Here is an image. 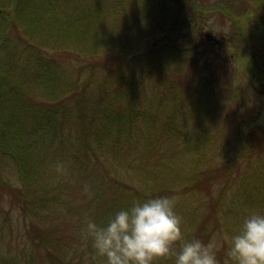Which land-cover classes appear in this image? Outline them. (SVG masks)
Returning <instances> with one entry per match:
<instances>
[{
    "label": "trees",
    "instance_id": "trees-1",
    "mask_svg": "<svg viewBox=\"0 0 264 264\" xmlns=\"http://www.w3.org/2000/svg\"><path fill=\"white\" fill-rule=\"evenodd\" d=\"M130 1L0 0V14L5 22L0 28V43L7 44L9 30L18 26L25 34L30 33V20L21 14L26 12L27 17L31 4L44 6L46 15L42 38L61 39L56 46L69 47L79 57V62L66 72L55 60L36 53L31 54L28 66L19 71L15 66L17 74L14 77L11 73L13 61L12 67L0 69V164L4 160L11 162L18 178L17 184H10L2 178L0 169V189L9 192L16 204L22 206V213L33 219H41L48 211L57 208H64V215L79 216L82 213L79 221L74 220L80 232L87 220L103 225L120 210L130 208L134 201L176 196L178 200L174 210L182 218L184 240L199 239L207 244L213 243L217 237V259L221 264L232 263L234 261L228 256L231 238L239 233L250 214L264 215V141L256 142L243 131V136L240 135L238 124L235 128L237 133L232 137L223 134L224 128L219 130L215 127L216 119L226 108L218 104L217 96L220 94L213 93L208 81V85L204 83L195 95L179 96L174 106L165 109L161 106L166 92L159 103L152 101L153 93L143 96L148 79H153L158 89L184 91L186 87L180 89L179 77L188 75L189 66H183L181 61L190 56L192 63L196 61V55L201 59L209 54L214 59L215 55L207 52L204 44L194 45L190 26L187 30L186 25L176 24L165 29L167 39L162 43L163 47L154 46L127 61L114 64L111 57L113 46H124L135 35L134 39L140 41L158 27H163L161 20L168 18L162 13L160 3L156 14L151 11L150 0H136L132 6H127ZM184 1L178 0L179 13L176 15L179 17H185V13L182 15ZM187 1L190 3L188 13L198 29V19L204 15L200 14L202 7L196 0ZM216 1V9L229 14L226 10L228 1ZM110 5L117 15L113 17L115 27H126L124 36L106 31L107 19L112 14ZM66 7L75 11V21L65 22L62 31H53V25L64 21L59 12L65 11ZM253 10L261 14L264 25V0H259ZM81 12L82 16L76 14ZM246 14L244 10L242 17L246 21L254 19ZM145 20L156 22L148 29V34L141 35L140 32L143 33L150 23H145ZM240 22L245 23L241 19ZM32 43L28 46L34 52L36 45ZM51 46L56 47L54 43ZM211 51L220 54L218 48L212 47ZM231 54L235 55L234 52ZM167 55H174L175 66L164 60ZM250 59L259 60L257 68L263 69L264 62L259 56L251 55ZM165 68L172 71L163 73ZM58 70L64 73L60 75ZM173 70H176L177 80H173ZM154 74L162 79L156 80L158 76ZM70 75L77 77L70 81ZM100 75L102 77L98 79ZM170 83L171 91L168 90ZM259 86V92L264 94V83ZM29 88L35 92L44 90L41 97L44 100L33 101ZM235 96L233 93L230 97ZM212 100L215 107H211ZM132 105H141L142 109L139 111ZM24 114L30 118L24 119ZM196 114H199V119L192 118ZM230 115L222 117L226 127L236 122ZM159 125L163 126L162 132ZM178 141L181 145L177 150L165 149L172 148ZM154 144L155 149L150 148ZM182 152L193 153L195 157L184 162L180 159ZM132 153L139 156L142 163L135 166L129 161L128 164L138 169L139 176H144L145 181L136 187L131 182L113 180L115 186L111 187V193L107 192L97 180L95 170L98 169L92 167L91 159L101 164L110 159L127 162L128 155ZM254 157L257 161L254 171L240 175L241 178L234 182L232 175L241 173L240 164L251 163ZM57 163H63L67 171L57 173ZM213 185L219 187L218 193L207 201L202 200L201 197L210 194ZM71 190L77 195L78 205L66 198V193ZM193 199H199V204L185 209L183 202ZM3 213L7 218L8 213ZM44 228L38 233L42 234L38 237L40 245L45 249L59 247L58 256L61 257L60 240L61 236L66 237L63 231L70 233L74 227L60 224ZM78 233L74 230L70 240L80 239ZM82 238L86 240L84 246L89 257V262H84L105 264L104 258L96 254L91 239L84 234ZM176 248L179 249V244ZM52 260L49 257V261ZM174 260L171 256L164 257L153 264H174ZM0 262L8 264L1 259ZM74 264L80 263L74 261Z\"/></svg>",
    "mask_w": 264,
    "mask_h": 264
},
{
    "label": "rangeland",
    "instance_id": "rangeland-1",
    "mask_svg": "<svg viewBox=\"0 0 264 264\" xmlns=\"http://www.w3.org/2000/svg\"><path fill=\"white\" fill-rule=\"evenodd\" d=\"M84 1V0H80ZM161 1V2H160ZM202 10L200 14H204L203 18H199L200 22L198 29L194 23V19L189 15L188 10L190 8L189 1H184L182 15L185 13V17L176 15L179 13V3L178 0H150L151 11H154L158 14V4L160 3L163 10L162 13L167 15V20H161L163 27H158L156 30L152 31L150 34L148 29L154 25L156 21L150 22L145 20V23H149L146 29L140 32L141 35L148 34L143 37L140 41H137L136 35L132 36V39H129V43H126L124 46H113L112 51V60L114 64L127 61L128 58H132L135 55L145 52L154 46L163 47L162 43L167 39L166 30L169 26H174L176 24L186 25L187 29L189 26L192 32V37L194 38L193 43L195 46L206 45V51L213 53L215 55L214 59L212 55H207L203 59L196 55L195 60L190 62V56L184 58L181 61L183 66H189V73L184 77H179L180 79V89L172 92H167L163 88H156V83L153 79H148L145 82V85L148 87L145 89L143 96L153 93L152 101L159 103V101L164 96L166 92L165 99L162 102V109L166 107H172L175 105L179 96L183 95H195L197 90L202 88L201 86L205 83L212 87V91L218 92L220 95L217 96L218 104L224 105L223 113L221 117L217 118L215 121V127L219 130L224 128L223 134L227 137H232L237 133L235 128L237 124L240 125L238 130L239 134L243 136V131L248 137L256 142L264 141V94L259 92L261 88L259 85L261 82L264 83V65L263 69H258L257 61L251 60V55H257L264 62V25L261 20V14L255 12L253 7L256 6V3L259 0H227L226 3L227 11L229 14H226L225 11L222 13L219 9H216V0H196ZM136 0H131L127 6H132ZM15 5V4H14ZM14 5L12 8L14 9ZM44 6L35 7L31 4L30 9L28 8V16L26 17V12L22 13L21 16L25 19L30 20L29 27L30 33L25 34L23 30L18 26L16 28L10 29L7 34V44L5 42L0 43V69L4 66L12 67V61L14 62V67L12 69V74H17L15 71H19L21 68L28 66L29 58L36 53L37 55H44L51 60H55L59 63L60 69L66 72L68 68L71 69L72 65L77 64L78 56L77 53L71 50L69 47L56 46L57 42H60L61 39L53 38L52 40L43 39V29L45 24V15L43 11ZM110 18L107 19V32H115L119 36H124V31L126 27L124 25L116 28L113 23V17L117 16L113 11L114 7L111 6ZM73 9L66 7L65 11L59 12V17L64 20L61 24L56 23L51 28L53 31L57 29L61 30L65 22L70 23L75 21L73 19ZM247 13L246 16H251L253 20H245L242 17V13ZM80 11V9H78ZM78 16H82L83 13H76ZM175 15V16H173ZM2 15L0 14V28L5 24L2 20ZM195 17V15H194ZM179 18V19H178ZM196 18V17H195ZM156 19V18H155ZM240 19L245 22L241 24ZM245 21H244V20ZM177 21L179 23H177ZM66 23V24H67ZM174 23V24H172ZM259 24V26H258ZM260 27V28H259ZM143 29V26H142ZM74 33L77 34L75 28L72 29ZM188 30V29H187ZM62 31V30H61ZM260 32V33H259ZM54 34L53 32H51ZM74 34V35H76ZM260 34V35H259ZM55 35V34H54ZM33 43L31 42V39ZM134 43L132 46L133 42ZM36 45V50L31 51L28 44ZM56 47H52L51 44ZM202 43V44H201ZM51 46V47H50ZM74 48V46H72ZM215 47L220 50V54L211 51V48ZM198 48V47H197ZM199 49V48H198ZM231 54V53H233ZM63 56V57H62ZM174 55H167L164 60L167 63H170L175 66V61L173 60ZM232 60H231V57ZM236 56V57H234ZM243 56V57H241ZM260 62V61H259ZM262 62V63H263ZM178 63V62H177ZM203 64V65H202ZM264 64V63H263ZM133 66V64H132ZM261 66V63H260ZM169 68V67H168ZM165 68L163 73H169L172 70ZM29 71L31 68L28 69ZM103 70V69H102ZM59 71V70H58ZM64 72L59 71L60 75ZM75 71L73 70V73ZM70 81L76 79L74 75H70ZM155 77L158 74H154ZM102 75L98 77L100 79ZM59 76L57 77V79ZM176 70H173V80H177ZM161 76H158L156 80H161ZM208 81V82H206ZM77 82V81H76ZM193 84L189 86L190 83ZM263 85V84H262ZM171 83L168 85V90L171 91ZM156 88V89H155ZM32 93L33 101H41V97L44 94V90H37L36 92L33 89H28ZM195 90V91H194ZM236 93V96L231 98L230 96ZM133 108L135 105H132ZM226 106V107H225ZM211 107H215L212 100ZM137 110H141L142 106L137 105L135 107ZM187 111H190L187 108ZM152 113V111H150ZM27 113V112H26ZM183 113V112H182ZM181 113V114H182ZM233 113V114H231ZM179 114V115H181ZM226 115H230V118L236 120L235 124L231 127H226V121L223 119ZM24 119L30 118L27 114H24ZM223 117V118H222ZM160 117H158L159 119ZM193 119H199V114H196L192 117ZM159 131H163V126L159 125ZM183 143V142H182ZM181 145V142H176L175 146L172 148H165L168 151L173 149L177 150ZM150 148L155 149V144L151 145ZM207 153V152H206ZM208 154V153H207ZM195 157L193 153H181L180 159L184 162L186 159L191 160ZM253 159V157H252ZM96 159H91L92 168L95 170L97 175V180H100V183L104 185V189L107 192L111 193L113 186V180H124L126 182H131L132 185L140 187L145 181V178H141L138 174L139 170L134 166H130L128 162L130 161L135 166H139L142 163V160L139 156L135 154H129L127 157V162L125 161H114L110 159L105 164H101ZM195 162V160H194ZM114 163V164H113ZM257 165L256 157L251 163L242 162L240 164L239 175L233 174L232 178L234 182H237L241 176H245L251 171H254ZM1 176L3 179L7 180L10 184H17L18 178L15 172L14 166L8 160H4L0 164ZM100 178V179H99ZM112 187V189H111ZM219 191L217 185H213L210 189V194L207 196L201 197L202 200H209L215 196ZM0 207L3 212L8 213V217L5 218L4 213H0V259L6 261L8 264H63L64 262L79 261L80 264H86L89 262L88 253L85 251L86 240L83 237L82 232L76 228L75 221H79L83 214L80 213L79 216L76 215H64V208H57L53 211H48L47 214L42 216L41 219H33L25 216L22 213V206L17 205L15 199L10 195L9 192L2 191L0 189ZM203 194V193H202ZM76 193L71 190L66 193L67 200L70 199V202L74 205H78ZM69 201V200H68ZM199 199L192 201H184L183 206L185 209L193 207L199 204ZM203 216V215H202ZM220 217V216H218ZM75 220V221H74ZM60 224L70 225L74 227V230L78 233V238L75 241L70 240L72 238L74 230L70 233L68 230H64L65 236H61L60 243H62L61 257L58 256L59 247L55 249H45L39 243L38 237L44 231V227L56 226ZM39 227L35 232L32 229ZM222 232V231H221ZM223 233V232H222ZM44 234V233H43ZM213 243L215 248L219 244L217 237L214 238ZM49 257H52V262L49 261ZM218 264H221V260H218ZM0 264H3L0 262ZM229 264H235L234 262Z\"/></svg>",
    "mask_w": 264,
    "mask_h": 264
},
{
    "label": "clouds",
    "instance_id": "clouds-1",
    "mask_svg": "<svg viewBox=\"0 0 264 264\" xmlns=\"http://www.w3.org/2000/svg\"><path fill=\"white\" fill-rule=\"evenodd\" d=\"M55 170L67 171L63 163H57ZM177 200L161 196L134 201L103 225L87 220L82 232L105 264H153L170 256L174 264H218L214 243L184 240L182 218L174 210ZM230 244L228 256L235 264H264V215L250 214Z\"/></svg>",
    "mask_w": 264,
    "mask_h": 264
}]
</instances>
